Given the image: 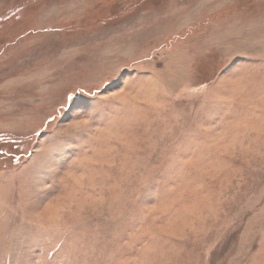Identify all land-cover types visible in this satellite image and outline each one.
Segmentation results:
<instances>
[{"label":"rangeland","instance_id":"374dc122","mask_svg":"<svg viewBox=\"0 0 264 264\" xmlns=\"http://www.w3.org/2000/svg\"><path fill=\"white\" fill-rule=\"evenodd\" d=\"M0 264H264V0H0Z\"/></svg>","mask_w":264,"mask_h":264},{"label":"snow or ice","instance_id":"6c2138e0","mask_svg":"<svg viewBox=\"0 0 264 264\" xmlns=\"http://www.w3.org/2000/svg\"><path fill=\"white\" fill-rule=\"evenodd\" d=\"M120 82L115 81L108 85V87H115L119 88ZM97 88V92H92L90 95L93 97L97 96L99 94L100 90H107L103 88V84H97L95 85ZM120 95L119 92H113L110 97H104L105 101L114 100ZM78 97H74L71 93L67 94L65 97V103H68V101H71V104L69 105L67 109V113L65 115L64 123L60 126H58V129L55 130L56 136L55 139L49 138V140L44 145V148L42 149L41 153L39 154V160L37 163V167H45L49 168L50 170V177L51 180L50 183L45 184V188L48 190L47 194L42 198L43 200H47V197L51 195L53 192L58 190V186L60 183V180L62 179L60 177L61 170L65 167V165H59L55 168L51 166V163L53 161V154L57 152L60 145L67 143L68 141L77 140L79 138H83L89 135L91 132V127L93 123L96 122L94 112L90 111L88 108L84 107L80 102H78ZM80 111H77V110ZM91 116V121H85L83 124L79 123V120L81 117L84 116ZM73 127L68 128L65 131H58L60 129H64L67 124L70 122H74ZM75 163V161H73ZM53 177H57V179H53ZM50 204H43L41 202L40 204H34L33 205V215L36 218H40L43 216V214L47 211V209L50 207Z\"/></svg>","mask_w":264,"mask_h":264},{"label":"clouds","instance_id":"9594fccd","mask_svg":"<svg viewBox=\"0 0 264 264\" xmlns=\"http://www.w3.org/2000/svg\"><path fill=\"white\" fill-rule=\"evenodd\" d=\"M77 111H80V110L78 109ZM85 121L90 122V121H91V116L89 115V116L81 117L80 120H79V123L83 124ZM74 123H75V121H74V122H70L69 124H67V125L65 126L64 129H60V130H58V131H61V132H62V131H65V130H67L68 128L73 127V124H74ZM97 131H99V129H97ZM65 175H67V173H66ZM61 178L63 179L64 177H61Z\"/></svg>","mask_w":264,"mask_h":264}]
</instances>
